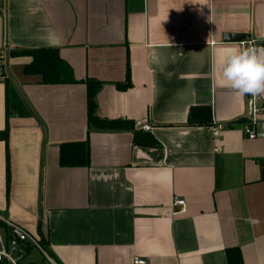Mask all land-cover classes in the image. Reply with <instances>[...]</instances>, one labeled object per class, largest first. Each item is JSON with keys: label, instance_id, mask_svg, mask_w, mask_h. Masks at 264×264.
Returning a JSON list of instances; mask_svg holds the SVG:
<instances>
[{"label": "crops", "instance_id": "1", "mask_svg": "<svg viewBox=\"0 0 264 264\" xmlns=\"http://www.w3.org/2000/svg\"><path fill=\"white\" fill-rule=\"evenodd\" d=\"M230 34L264 46V0H0V129L3 79L27 110L0 141V218L58 264H227L230 248L264 264V132L245 136L248 96L213 80L219 52L240 46ZM37 48L57 50L73 81L25 74L31 58L14 52ZM88 80L101 83L96 115L133 130L88 132ZM197 105L224 125L217 144L210 125H187ZM85 140L89 165L59 166L60 144Z\"/></svg>", "mask_w": 264, "mask_h": 264}, {"label": "trees", "instance_id": "2", "mask_svg": "<svg viewBox=\"0 0 264 264\" xmlns=\"http://www.w3.org/2000/svg\"><path fill=\"white\" fill-rule=\"evenodd\" d=\"M14 55H25L31 61L23 67L25 74L40 75L44 84H59L72 82V73L69 67L65 66L60 59L57 50L53 48H37L29 50H19ZM127 82L117 84L121 90L130 87ZM5 93V118L6 124L0 129V141L7 142L8 125L7 120L12 116H22L27 113L24 101L19 98L17 92L12 87L7 78L3 79ZM101 83L94 80L86 81V115L88 132L93 130H133V123L129 120H108L100 119L96 115L95 95L100 89ZM186 123L188 126L211 125L210 107L206 105L192 106L187 114ZM132 141L134 144L142 146H154L156 140L150 133L134 132ZM58 163L61 167H87L89 165V145L88 141L65 142L60 144L58 151ZM9 173L6 171V179ZM0 225H3L0 223ZM41 245L46 250L44 241L40 239ZM32 246H26V252ZM227 264H241L240 252L237 248H230L225 251ZM0 264H7L1 261Z\"/></svg>", "mask_w": 264, "mask_h": 264}, {"label": "built area", "instance_id": "3", "mask_svg": "<svg viewBox=\"0 0 264 264\" xmlns=\"http://www.w3.org/2000/svg\"><path fill=\"white\" fill-rule=\"evenodd\" d=\"M244 46H256L254 40H242ZM239 42V43H240ZM3 76V68L0 66V77ZM249 99V112L246 120L241 123L242 131L248 139L256 138L258 132H264V120L260 119V116H264V107H261L253 97L247 95ZM145 126V125H144ZM142 126V127H144ZM259 127V130L257 129ZM224 125L221 123L213 122L210 125V131L212 136V142L217 144L221 131ZM220 148L218 146L213 147L214 152H218ZM172 206L179 207L182 211L185 207V201L179 198H174ZM0 262L5 261L7 264H19L15 258L9 252L10 250L16 251L19 254L21 249L26 248L27 245L35 247L43 256V258L50 264H58L52 258H50L40 243V239L28 233L20 225L8 220L0 218ZM8 246L10 250H8ZM20 258V256H18ZM131 264H149L148 260L143 257L135 256L131 259Z\"/></svg>", "mask_w": 264, "mask_h": 264}, {"label": "clouds", "instance_id": "4", "mask_svg": "<svg viewBox=\"0 0 264 264\" xmlns=\"http://www.w3.org/2000/svg\"><path fill=\"white\" fill-rule=\"evenodd\" d=\"M239 44L219 52L213 80L241 97L250 95L254 101L264 100V46Z\"/></svg>", "mask_w": 264, "mask_h": 264}, {"label": "rangeland", "instance_id": "5", "mask_svg": "<svg viewBox=\"0 0 264 264\" xmlns=\"http://www.w3.org/2000/svg\"><path fill=\"white\" fill-rule=\"evenodd\" d=\"M8 250H10L9 246H8ZM9 252L13 256V258H15L17 260V262L19 264H27V263L50 264L41 256V254L38 252V250L33 246L30 248V250L27 253L24 249H21L20 254L16 251H12V250H10ZM46 252H47L48 256L50 258H52L51 254L49 253V251L47 249H46ZM18 256H20V258ZM53 260L57 263V261L55 259H53Z\"/></svg>", "mask_w": 264, "mask_h": 264}, {"label": "water", "instance_id": "6", "mask_svg": "<svg viewBox=\"0 0 264 264\" xmlns=\"http://www.w3.org/2000/svg\"><path fill=\"white\" fill-rule=\"evenodd\" d=\"M225 38H228V40L230 41H236V42H240L242 40H244L243 36L237 35V34H230V35H226ZM256 102L258 103V100H256ZM146 124V122H143L141 124L136 125L135 127L141 128L142 126H144Z\"/></svg>", "mask_w": 264, "mask_h": 264}]
</instances>
